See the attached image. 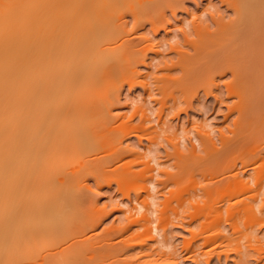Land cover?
<instances>
[{
	"label": "rangeland",
	"instance_id": "1",
	"mask_svg": "<svg viewBox=\"0 0 264 264\" xmlns=\"http://www.w3.org/2000/svg\"><path fill=\"white\" fill-rule=\"evenodd\" d=\"M229 2L78 27V51L121 32L100 46L115 60L79 68L55 141L48 123L75 176L56 190L77 250L61 264H264V28L239 27Z\"/></svg>",
	"mask_w": 264,
	"mask_h": 264
},
{
	"label": "bare ground",
	"instance_id": "2",
	"mask_svg": "<svg viewBox=\"0 0 264 264\" xmlns=\"http://www.w3.org/2000/svg\"><path fill=\"white\" fill-rule=\"evenodd\" d=\"M232 2L239 27L264 28V0ZM168 5L179 6L181 0H0V264H61L62 256L77 255L75 248L65 252L61 246L74 219L59 208L56 191L70 187L68 181L75 177L74 172L60 177L71 152L61 153L55 145L48 148V123L55 141L63 131L59 112L79 78V68L87 72L91 62L115 60L117 52L103 58L100 46L116 41L113 33L117 31L119 39L121 32L115 29L116 21L111 25L115 30L108 26L115 32L104 28L106 32L90 37L87 49L78 51L75 42L84 37L78 27L98 29L125 10L161 12ZM68 194L77 197L75 191Z\"/></svg>",
	"mask_w": 264,
	"mask_h": 264
}]
</instances>
